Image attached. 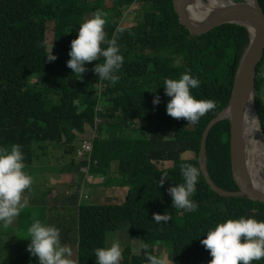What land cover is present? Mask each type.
<instances>
[{
  "label": "trees",
  "instance_id": "trees-1",
  "mask_svg": "<svg viewBox=\"0 0 264 264\" xmlns=\"http://www.w3.org/2000/svg\"><path fill=\"white\" fill-rule=\"evenodd\" d=\"M108 1L0 0V148L10 151L14 144L22 146L24 171L33 182L39 183L48 171L72 175L70 185L75 188H70L67 204L73 211L51 205L41 221L60 229L61 242L73 243L77 264H96L94 250L109 247L108 235L124 226L142 244L135 249L122 243L120 264H146V251L160 258L168 252L170 264H209L210 250L201 243L207 231L228 219L264 221V202L219 194L202 170L192 197L195 211L173 208L168 189L183 183L181 163L200 168L202 133L229 102L239 60L249 43L247 28L222 22L194 35L180 24L173 0ZM259 1L264 10V0ZM134 7L139 16L128 24L123 11ZM97 9L108 13L107 39L115 37L124 56L114 85L99 81L93 71L103 57L86 64L83 78L67 67L80 24L93 18ZM49 29L57 57L52 62L46 56L52 48L48 42L44 45ZM263 68L264 56L255 75V104L262 124ZM186 69L200 80L192 94L216 104L196 125L173 118L166 110L171 98L165 95L164 80L179 79ZM100 83L105 88L99 94ZM156 95L159 105L153 103ZM229 128L228 118L212 125L206 162L219 187L236 190ZM87 130L93 134L85 137L91 136L87 139L91 150L79 156L86 140L79 136ZM44 157L46 162L36 163ZM164 173L167 178L159 187ZM90 175L98 177L94 182L98 188L116 186L120 194L94 201L95 192L88 190L93 184ZM58 186L64 187L61 182L53 185ZM166 212L171 217L168 222L153 220L154 214ZM69 231H73L70 237L65 234ZM28 238L18 237L12 244L17 253L12 264H39L27 250ZM252 264H264V259Z\"/></svg>",
  "mask_w": 264,
  "mask_h": 264
},
{
  "label": "clouds",
  "instance_id": "clouds-1",
  "mask_svg": "<svg viewBox=\"0 0 264 264\" xmlns=\"http://www.w3.org/2000/svg\"><path fill=\"white\" fill-rule=\"evenodd\" d=\"M107 17L106 11L97 9L93 18L80 24L78 36L71 42V58L67 67L73 70L74 75L78 74L83 78L88 70L86 64L103 57V63L95 64L93 71L99 75V81H110L114 85L119 80L116 73L124 63V56L120 53L116 38L107 39L104 30ZM46 44L47 41H44V45ZM46 56L49 62L57 59L53 48ZM199 86L200 80L192 75L191 69H186L179 79H165V95L171 98L166 105L167 114L177 119L185 118L188 125L198 124L201 117L216 107L215 101L197 99L192 94V89ZM99 88L102 91L105 85L100 83ZM160 102L159 95H156L154 105H159ZM255 120L253 119L254 122ZM259 127L258 125L256 129ZM24 158L22 146L19 144L12 145L10 151L0 148V226L3 228L12 225L20 214L25 206L22 202L23 193L33 183L32 177L24 171ZM180 169L183 183L168 189L173 200L172 207L192 212L197 207L192 197L197 191L201 169L190 163H181ZM166 178L167 173L161 175L159 187L163 186ZM170 219L168 212L153 216L156 223L168 222ZM28 236L30 243L27 250L38 259L39 264H77L73 258V249L62 244L61 231L56 226L35 219L28 228ZM201 243L210 250L212 259L209 264H252L253 261L264 259V221L253 217L228 219L208 230ZM147 247L145 245L146 250ZM94 255L97 258L96 264H120L121 242L115 240L109 247L96 248ZM145 259L146 264H166L164 258L147 251Z\"/></svg>",
  "mask_w": 264,
  "mask_h": 264
},
{
  "label": "water",
  "instance_id": "water-1",
  "mask_svg": "<svg viewBox=\"0 0 264 264\" xmlns=\"http://www.w3.org/2000/svg\"><path fill=\"white\" fill-rule=\"evenodd\" d=\"M194 1L173 0L179 22L192 34L204 32L219 23L230 21L244 25L249 34L248 46L243 52L236 69L229 102L211 119L202 133L199 149L200 168L211 188L219 194L223 196H241L264 202V189L257 187L253 182L244 129L247 107L252 106L253 113L258 117L255 104V75L257 65L264 56L263 7L259 0H223L221 4L211 7L207 14L198 20L189 13V7ZM225 118H228L230 123L229 151L232 175L238 186L236 190L219 187L211 179L207 169L206 140L208 133L215 122ZM260 132L264 145V131L261 123Z\"/></svg>",
  "mask_w": 264,
  "mask_h": 264
},
{
  "label": "rangeland",
  "instance_id": "rangeland-1",
  "mask_svg": "<svg viewBox=\"0 0 264 264\" xmlns=\"http://www.w3.org/2000/svg\"><path fill=\"white\" fill-rule=\"evenodd\" d=\"M233 1H239V0H233ZM107 3H109L108 0H107ZM123 13H124L123 15L125 17V20H127L128 24L131 23V20L132 21L133 20L136 21L138 16H139V10H137L136 8L133 11H132V9L130 11H127V10L123 11ZM123 23H125V22H123ZM46 38H47V42L49 44V47L52 48V46H53V44H52L53 35H52V31H50V29H49V31H47ZM261 68H262V66H261ZM261 73H262V71H261ZM100 93H101V89L99 88V94ZM263 98H264V94H263ZM100 121L101 120L98 119L97 123H99ZM260 123H261V121H260ZM261 125L263 126V131H264V124L261 123ZM87 135H93V134H89V130H87V131H85V133L80 135L79 138L89 139L91 136L88 137V138H85V137H87ZM47 149L51 150L50 147H47ZM50 153L57 154L56 152H54L52 150L50 151ZM53 158H54V154L52 155L51 160H53ZM46 161H47V157H44L42 159V161H37L36 163H39V162L44 163ZM83 168H85L84 165H83ZM44 178L47 181V176L46 175H44ZM88 179L98 180V177L90 176V177H88ZM39 183L35 182V184L33 186L31 185V187L29 189L32 190V191H36L39 194V199H40L42 197V193H43L44 187H47V184H44L42 177H41ZM92 185H95V184L93 183ZM88 190H90L92 192V194H93V192H95V197L93 199L94 201H99L102 198V196H105L106 199H108V200H110V199L115 197V196L108 195L107 194L108 193L107 189L98 188V187L95 189L93 186H89ZM108 190L110 191V187L108 188ZM33 198H35V196ZM28 202H30L29 199H28ZM36 216L41 218V219H46L48 217L47 208L44 207V206H41V208L37 210ZM41 219H39V220H41ZM18 221H19V224H20L19 231H23L28 236V228L31 226V224L29 223L30 222V215L27 214L26 212L24 213V215L20 213ZM12 224H15V223H12ZM10 227H13L15 229L14 225H10L8 228H10ZM3 229H5V228H3L1 226L0 227V235H1V241H0V264H5V263L12 264L17 259L16 248H15L14 245H12L14 240H12L10 238L11 235L7 234L8 237L4 235L1 232ZM115 239L119 240L121 243H123L124 246L130 245L131 247H133L135 249H137L138 246H141V244H142L141 240L137 239L138 242H139V243H137L135 239H132L129 236V231H128V227L127 226H124L119 231H115V232L110 233L108 235V238H107V243L110 242V244H112L113 240H115ZM75 246H77V245H75ZM157 250L160 251V252H163L162 248H159ZM167 256H168V252H164L162 254L161 258L165 259L166 264H170L171 262L167 259Z\"/></svg>",
  "mask_w": 264,
  "mask_h": 264
},
{
  "label": "crops",
  "instance_id": "crops-1",
  "mask_svg": "<svg viewBox=\"0 0 264 264\" xmlns=\"http://www.w3.org/2000/svg\"><path fill=\"white\" fill-rule=\"evenodd\" d=\"M44 175L47 176V181L45 180ZM42 178H43L44 184H47V187H44L42 197L40 199H39V194L36 191L26 189L23 193L22 202L24 203L25 206L20 211V213L24 215V213L26 212L27 214L30 215V222H29L30 224H32L35 219H41L36 216L37 210L40 209L41 206L46 207L47 212L49 211V208L51 205L59 207V210L65 209V210H68L69 212L73 211V208H71L67 204L68 196L71 195L70 188L71 189L75 188L74 185H70L71 183H73L72 175L68 172L66 173L64 172V174H61L59 176V174H57L56 172L48 171L43 174ZM88 180L93 183L96 181L95 179H88ZM58 182H61L65 188L61 186H58V188L53 187V185L57 184ZM34 184L35 182L32 183V186ZM91 186H93L95 189L97 188V185H91ZM114 187L116 186H112L110 188V191L107 190L108 195L116 196L120 194L121 190L118 188H114ZM34 196L35 198H33ZM91 197H92L91 199H93V196ZM28 199L30 200V202H28ZM18 218H19V215L13 221V223L15 224H12L15 226V229L13 227H10V228H5L1 231L5 236H7V234L11 235L10 238L14 240L13 244H15V240L18 237H23V236L27 237V235L23 231H19L20 224H19ZM65 234L66 236L70 237L73 234V231L65 232ZM62 244H66L70 247H73V243L65 242L64 240H62ZM121 245L123 244L121 243ZM73 253H74L73 258L75 259L76 254L74 250H73Z\"/></svg>",
  "mask_w": 264,
  "mask_h": 264
},
{
  "label": "bare ground",
  "instance_id": "bare-ground-1",
  "mask_svg": "<svg viewBox=\"0 0 264 264\" xmlns=\"http://www.w3.org/2000/svg\"><path fill=\"white\" fill-rule=\"evenodd\" d=\"M223 0H195L189 7V13L197 18L202 19L211 7L221 4ZM244 122L245 141L249 151L248 160L251 162L253 173V182L257 187L264 189V145L263 137L259 129L260 126L258 117L255 116L251 107H247ZM253 119H256L255 122Z\"/></svg>",
  "mask_w": 264,
  "mask_h": 264
},
{
  "label": "built area",
  "instance_id": "built-area-1",
  "mask_svg": "<svg viewBox=\"0 0 264 264\" xmlns=\"http://www.w3.org/2000/svg\"><path fill=\"white\" fill-rule=\"evenodd\" d=\"M263 76H264V70L262 72ZM91 146H92V143L90 140H85L84 143H83V149H81L79 152H78V155H82L84 152H88L91 150Z\"/></svg>",
  "mask_w": 264,
  "mask_h": 264
}]
</instances>
